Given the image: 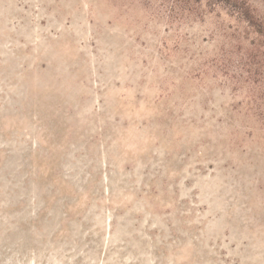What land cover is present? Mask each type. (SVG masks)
I'll return each instance as SVG.
<instances>
[{"label":"rangeland","instance_id":"374dc122","mask_svg":"<svg viewBox=\"0 0 264 264\" xmlns=\"http://www.w3.org/2000/svg\"><path fill=\"white\" fill-rule=\"evenodd\" d=\"M239 17L0 0V264H264V37Z\"/></svg>","mask_w":264,"mask_h":264},{"label":"trees","instance_id":"16d2710c","mask_svg":"<svg viewBox=\"0 0 264 264\" xmlns=\"http://www.w3.org/2000/svg\"><path fill=\"white\" fill-rule=\"evenodd\" d=\"M240 19L246 21L261 39L264 37V19L258 14L250 0H230ZM264 2V0H261Z\"/></svg>","mask_w":264,"mask_h":264}]
</instances>
